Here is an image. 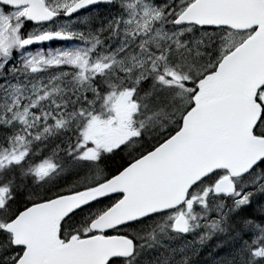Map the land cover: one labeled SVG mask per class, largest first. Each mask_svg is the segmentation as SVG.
I'll return each instance as SVG.
<instances>
[{
    "label": "snow or ice",
    "instance_id": "1",
    "mask_svg": "<svg viewBox=\"0 0 264 264\" xmlns=\"http://www.w3.org/2000/svg\"><path fill=\"white\" fill-rule=\"evenodd\" d=\"M0 264H264V0H0Z\"/></svg>",
    "mask_w": 264,
    "mask_h": 264
},
{
    "label": "rangeland",
    "instance_id": "2",
    "mask_svg": "<svg viewBox=\"0 0 264 264\" xmlns=\"http://www.w3.org/2000/svg\"><path fill=\"white\" fill-rule=\"evenodd\" d=\"M46 47L51 46V47H58V46H62V42L61 43H56V44H50V45H45Z\"/></svg>",
    "mask_w": 264,
    "mask_h": 264
},
{
    "label": "water",
    "instance_id": "3",
    "mask_svg": "<svg viewBox=\"0 0 264 264\" xmlns=\"http://www.w3.org/2000/svg\"><path fill=\"white\" fill-rule=\"evenodd\" d=\"M52 43H55V42H52Z\"/></svg>",
    "mask_w": 264,
    "mask_h": 264
}]
</instances>
